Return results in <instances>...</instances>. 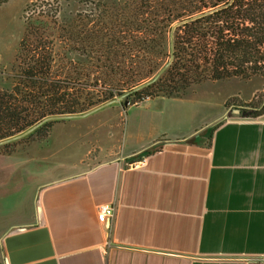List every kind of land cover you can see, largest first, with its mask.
I'll return each mask as SVG.
<instances>
[{
    "label": "crops",
    "instance_id": "crops-1",
    "mask_svg": "<svg viewBox=\"0 0 264 264\" xmlns=\"http://www.w3.org/2000/svg\"><path fill=\"white\" fill-rule=\"evenodd\" d=\"M190 92L106 105L0 154V264H260L264 114Z\"/></svg>",
    "mask_w": 264,
    "mask_h": 264
},
{
    "label": "trees",
    "instance_id": "trees-1",
    "mask_svg": "<svg viewBox=\"0 0 264 264\" xmlns=\"http://www.w3.org/2000/svg\"><path fill=\"white\" fill-rule=\"evenodd\" d=\"M87 2L55 32L25 23L10 85L0 86V154L44 143L58 118L117 100L125 109L207 81L264 76V0ZM236 100L226 107L240 116L264 114L263 99Z\"/></svg>",
    "mask_w": 264,
    "mask_h": 264
},
{
    "label": "rangeland",
    "instance_id": "rangeland-1",
    "mask_svg": "<svg viewBox=\"0 0 264 264\" xmlns=\"http://www.w3.org/2000/svg\"><path fill=\"white\" fill-rule=\"evenodd\" d=\"M87 1L106 6L113 2L123 0H8L0 6V86H9L8 80L12 64L19 42L23 36L25 23L43 25L50 32H55L58 28L65 26L71 15L83 13L87 8ZM85 21H87L85 19ZM92 24L89 25V27ZM65 43L56 41L55 47L59 51ZM195 92L197 98L205 99L213 109L219 112L222 108L221 100L224 98L239 97L247 99L252 97L254 102L264 100V76L254 77L248 81L240 79H230L216 82H203L190 89ZM189 91V92H190ZM190 92V93H191ZM254 94V95H253ZM201 100V99H198ZM237 101V102H236ZM236 103H242L236 100ZM203 104L202 100L200 101ZM119 101L106 104L118 105ZM104 105V106H106ZM102 114L88 118L85 123L96 122ZM64 121V120H61ZM71 121V120H69ZM58 123L54 129L55 139L64 126L69 127L72 122ZM81 121V120H74ZM69 123V124H68ZM82 123V122H81ZM25 133L24 135H27Z\"/></svg>",
    "mask_w": 264,
    "mask_h": 264
},
{
    "label": "built area",
    "instance_id": "built-area-1",
    "mask_svg": "<svg viewBox=\"0 0 264 264\" xmlns=\"http://www.w3.org/2000/svg\"><path fill=\"white\" fill-rule=\"evenodd\" d=\"M114 215V208L110 206L102 207L97 216L99 223H104L107 219L112 218ZM260 264H264V259L261 260Z\"/></svg>",
    "mask_w": 264,
    "mask_h": 264
},
{
    "label": "water",
    "instance_id": "water-1",
    "mask_svg": "<svg viewBox=\"0 0 264 264\" xmlns=\"http://www.w3.org/2000/svg\"><path fill=\"white\" fill-rule=\"evenodd\" d=\"M119 101V100H118ZM116 102V101H115ZM110 104V103H109ZM123 104H125V102L123 103ZM103 107V106H102ZM101 108V107H100ZM99 109V108H98ZM98 109H96V110H98ZM96 110H93V111H91L90 113H92V112H94V111H96ZM90 113H88V114H90ZM234 113H236V114H239V110H234ZM85 115H87V114H85ZM73 116H64V117H60V118H58L59 120H66V119H70V118H72ZM75 117V116H74ZM37 126H39V125H37ZM36 127H34V128H32L31 130H29L27 133H30V132H32L34 129H35Z\"/></svg>",
    "mask_w": 264,
    "mask_h": 264
}]
</instances>
